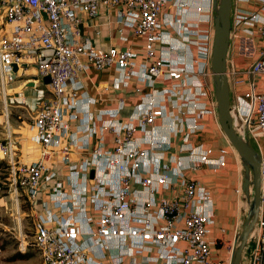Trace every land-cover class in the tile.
<instances>
[{"label":"built area","instance_id":"built-area-1","mask_svg":"<svg viewBox=\"0 0 264 264\" xmlns=\"http://www.w3.org/2000/svg\"><path fill=\"white\" fill-rule=\"evenodd\" d=\"M101 7L114 11L120 40L143 37V61L83 33ZM213 17V0H0L2 85L15 78L13 65L35 69V88L49 78L31 123L38 157L20 159L10 131L0 142L9 184L30 204L41 264H229L231 253L212 258L211 193L185 176L226 165L223 147L213 156L215 145L191 142L205 117L217 118ZM229 38L232 125L260 156L259 231L241 264H264V0H231ZM109 68L114 90L166 85L143 93L126 119L124 99L95 111V99L79 93L80 75Z\"/></svg>","mask_w":264,"mask_h":264},{"label":"crops","instance_id":"crops-1","mask_svg":"<svg viewBox=\"0 0 264 264\" xmlns=\"http://www.w3.org/2000/svg\"><path fill=\"white\" fill-rule=\"evenodd\" d=\"M188 1L194 2L195 0ZM113 20L114 11L101 7L99 15L94 19L87 20L84 18V23L81 24V27L83 33L89 35L97 47L102 49L110 47L116 49L130 48L137 55L136 61H143V37L130 34L127 41L120 40ZM96 31H99V34H96ZM20 70H33L32 76L26 80L28 85L30 80L35 77V69L32 67L20 68L16 71L15 77L18 75L19 77L24 76L20 75L24 74L23 72L20 73ZM116 76L113 68L102 71L91 69L87 76L84 74L80 75L83 87L79 93L80 95L83 94L84 98L92 97L95 99V103L92 105V109L95 111L114 109L118 106V100L124 99V107L120 113L122 119H126L134 106L141 101L143 93H156L155 90H160L166 85L161 79H156L153 87L142 85V93L138 94L134 90L135 82L131 81L127 88L114 90L113 85ZM202 121L204 123L203 129L191 136V142L194 145L201 143L204 145H215L213 156L217 155L218 147H223L226 151V165L216 170V172L209 169L186 170L185 176L200 181L211 193L215 219L211 235L216 240L212 258H224L231 253L234 239L243 223L244 209L240 205L239 198L242 192H237V190H241L242 176L239 177V172L232 163L234 155H232L231 146L222 133L218 119L214 116H209ZM22 128L21 130L17 129L20 134L18 133L19 135L14 136L17 156L23 160H34L39 155L40 147L32 138L34 131L31 125L29 128ZM178 144H180V140ZM169 152H177V148H172ZM256 232L255 230L254 233L256 234Z\"/></svg>","mask_w":264,"mask_h":264},{"label":"rangeland","instance_id":"rangeland-1","mask_svg":"<svg viewBox=\"0 0 264 264\" xmlns=\"http://www.w3.org/2000/svg\"><path fill=\"white\" fill-rule=\"evenodd\" d=\"M22 72L24 74L20 75H24L23 77L18 75L5 86L0 81V142L4 141L8 131L12 133L15 139L14 136L20 134L17 129L30 127L38 109L35 100L37 93L39 90H43V92L46 90L40 80L36 88L26 84V80L32 76L33 70H20V73ZM31 81L33 82V80ZM231 149L232 155H234L232 163L236 166L240 177L242 176L241 161L235 149L232 147ZM3 162L5 160L0 158V243L5 244V248L0 249V264H41L40 255L32 242L30 209L25 211L21 196L14 193L8 180V166L2 164ZM239 198L240 205L245 213L248 203L243 198L242 193ZM21 234L24 235L28 243L27 250L33 251L34 256L29 260L11 261L9 257L19 250Z\"/></svg>","mask_w":264,"mask_h":264},{"label":"water","instance_id":"water-1","mask_svg":"<svg viewBox=\"0 0 264 264\" xmlns=\"http://www.w3.org/2000/svg\"><path fill=\"white\" fill-rule=\"evenodd\" d=\"M214 30L211 56V75L217 108V119L222 133L230 146L237 152L242 165L241 192L248 203L243 216V223L237 233L231 251L229 264H241L244 248L249 234L255 226L260 208L261 177L260 156L249 140L238 135L232 125L230 114V90L226 77V56L230 37L231 0H213ZM18 66L13 65L11 75L15 77ZM36 79V77H34ZM43 84L49 82L48 77L42 79ZM34 86V82L28 83ZM91 176L93 171H91ZM253 191V192H252Z\"/></svg>","mask_w":264,"mask_h":264},{"label":"trees","instance_id":"trees-1","mask_svg":"<svg viewBox=\"0 0 264 264\" xmlns=\"http://www.w3.org/2000/svg\"><path fill=\"white\" fill-rule=\"evenodd\" d=\"M2 164H5L6 166H8L7 163H5V162H3ZM21 199H22V201L24 203V206H25V209H26L25 211H28L30 209V204L28 203V201L25 200V197L21 196ZM1 248L2 249L5 248V244L0 243V249ZM36 250H37V253L39 254V251H38L37 248H36ZM33 256H34V252L31 251V250H27V246H26L25 251L17 250L15 253H13L9 257V260H11V261H16V260H29Z\"/></svg>","mask_w":264,"mask_h":264},{"label":"bare ground","instance_id":"bare-ground-1","mask_svg":"<svg viewBox=\"0 0 264 264\" xmlns=\"http://www.w3.org/2000/svg\"><path fill=\"white\" fill-rule=\"evenodd\" d=\"M255 230L257 231L256 234L254 233ZM258 231H259V226L258 224L256 223L255 226L253 227L252 231L250 232L249 234V239H253L256 237V235L258 234Z\"/></svg>","mask_w":264,"mask_h":264}]
</instances>
